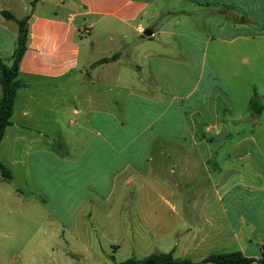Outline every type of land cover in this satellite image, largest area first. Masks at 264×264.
<instances>
[{
    "label": "crops",
    "instance_id": "1",
    "mask_svg": "<svg viewBox=\"0 0 264 264\" xmlns=\"http://www.w3.org/2000/svg\"><path fill=\"white\" fill-rule=\"evenodd\" d=\"M34 1L0 0L3 59L13 58L17 20L30 16L18 76L23 86L0 144V159L13 173L11 182L0 176V204L17 203L23 214L25 201L34 200L52 215L44 196L50 201L53 196L71 202L66 212L76 213L75 197L89 196L99 199L97 213L99 204H107L103 209L113 217L119 210L133 216V203L170 204L178 197L186 204L184 213L190 204L208 203L205 192L182 195L177 189L178 180L189 186L211 162L219 166L214 150L203 149L208 133L216 128L219 134L217 125L231 121L224 119L233 110L227 78L209 50L264 37V0H41L33 7ZM47 5L54 7L52 13L40 11ZM92 34L94 40L86 38ZM6 40L14 43L8 55L1 44ZM84 42L100 57H83ZM113 56L118 57L97 65ZM220 57L236 63L239 53ZM234 69L232 78L238 77ZM247 106L255 118L251 100ZM7 183L18 187L7 189ZM151 188L165 193L153 198ZM215 188L220 212L197 215L198 225L180 233L183 256L174 255L180 246L175 242L170 252L194 263L241 252L261 264L264 196L240 197L231 189L221 194L223 181ZM248 188L264 193V183ZM154 229L147 222L139 228L132 224L124 228L123 241L145 249L157 237ZM201 252L208 255L192 259Z\"/></svg>",
    "mask_w": 264,
    "mask_h": 264
},
{
    "label": "rangeland",
    "instance_id": "2",
    "mask_svg": "<svg viewBox=\"0 0 264 264\" xmlns=\"http://www.w3.org/2000/svg\"><path fill=\"white\" fill-rule=\"evenodd\" d=\"M53 8L52 5H47L40 8V11L52 13ZM144 25L146 29H150L148 21ZM96 32L97 37L102 35L100 28L93 33ZM95 37L96 34H92L91 38L86 35V38L91 40ZM1 44L4 46L5 55H8L14 43L6 40ZM84 44L83 57H100L97 54L98 49L91 50L86 42ZM16 47L17 43L15 49ZM232 51L239 53L238 62L220 57L221 54ZM209 55L211 60L223 69L227 78V91L233 102V110L230 115H225L224 119L233 122L218 124L220 133L216 134V128H213L206 139V147L203 150H214L216 155L213 157L219 166L211 162L208 165L209 170H203L199 173L201 177L191 179L189 186H184V180H178L181 184L177 189V193L180 191L182 195L198 196L201 191L205 192L209 202L190 204L187 213L183 212L186 204L182 199L178 200V197L171 199L170 204L133 203L134 209L136 208L131 212L133 216L120 213L119 210L112 214L113 217H109L108 210L105 212L103 209L107 204L98 205L103 206L99 213L94 210L99 199L94 198L92 201L89 196H77L74 204L76 213H67L66 208L71 202L64 203L53 196L50 201L44 196L47 199L45 203L48 212H52L57 218L43 210L42 204L34 200L25 201L23 214H20L17 203L10 204V208L0 204V264H119L130 258L142 259L156 251L169 253L174 242L180 245L174 255L182 257V230L191 225H198L196 216L199 214L220 212V205L215 199L216 183L224 182L225 189L219 188L221 194L231 189V195L245 198L263 197L264 193H258L254 188L250 190L248 187H262L264 183V109L251 119L247 105L250 100L257 99L264 107V37L240 39L232 48L215 44L209 50ZM3 60L7 66L13 64V58ZM232 66L235 67L234 71L238 72V77L232 78ZM227 134L230 136H226ZM5 187L13 190L18 186L7 183ZM128 191L134 192L136 188H128ZM150 191L151 193L143 190L141 193H150L153 198L158 193H165V190L160 193L152 188ZM84 200L88 202L84 204ZM242 207L247 211L246 205ZM90 212H93L91 217ZM138 215L140 217L136 218ZM146 222L155 228L157 237L149 245L147 243L145 249H142V245H136L132 249L123 241L124 228L132 224L134 228H139ZM122 227L124 231L121 232ZM135 241L140 242L137 239ZM154 242L156 243L153 245ZM203 255L208 254L201 252L192 259L200 261Z\"/></svg>",
    "mask_w": 264,
    "mask_h": 264
},
{
    "label": "trees",
    "instance_id": "3",
    "mask_svg": "<svg viewBox=\"0 0 264 264\" xmlns=\"http://www.w3.org/2000/svg\"><path fill=\"white\" fill-rule=\"evenodd\" d=\"M39 1L41 0H35L32 4L33 7ZM3 15L7 19L15 20V17L7 12H3ZM29 19L30 16L22 20H17L19 34L17 47L13 55V64L7 66L0 56V82L2 86V97L0 99V144L6 129L12 124L11 117L17 99V92L23 86L18 80V76L20 64L27 49ZM117 57L118 56H113L111 59H102L97 62V65L116 60ZM251 109L258 113L263 110V107L257 99H253L251 100ZM0 176L5 182H11L13 180L11 169L1 159ZM254 262V259L244 256L241 252L213 254L205 258L201 263H194L188 259H178L172 252H154L142 259L130 258L119 264H253ZM259 262L264 264V245L261 249V258Z\"/></svg>",
    "mask_w": 264,
    "mask_h": 264
},
{
    "label": "water",
    "instance_id": "4",
    "mask_svg": "<svg viewBox=\"0 0 264 264\" xmlns=\"http://www.w3.org/2000/svg\"><path fill=\"white\" fill-rule=\"evenodd\" d=\"M152 35V31L151 30H148L147 32H145V36H151Z\"/></svg>",
    "mask_w": 264,
    "mask_h": 264
}]
</instances>
